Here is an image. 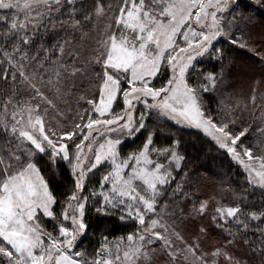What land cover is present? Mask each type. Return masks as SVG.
I'll return each mask as SVG.
<instances>
[{
	"label": "snow or ice",
	"instance_id": "obj_1",
	"mask_svg": "<svg viewBox=\"0 0 264 264\" xmlns=\"http://www.w3.org/2000/svg\"><path fill=\"white\" fill-rule=\"evenodd\" d=\"M258 12L264 0H0V264H264V76L244 101L228 92L233 49L264 65ZM184 129L237 178L200 174ZM92 213L127 230L88 252Z\"/></svg>",
	"mask_w": 264,
	"mask_h": 264
},
{
	"label": "trees",
	"instance_id": "obj_2",
	"mask_svg": "<svg viewBox=\"0 0 264 264\" xmlns=\"http://www.w3.org/2000/svg\"><path fill=\"white\" fill-rule=\"evenodd\" d=\"M242 4H248L249 0H241ZM257 15H264V13H256ZM254 37L258 40L260 37L261 29L259 24L256 25L255 29L252 30ZM218 46L228 47L227 44L223 43ZM232 55L236 57V64L239 67L249 65L250 74L252 75L253 81L260 80L264 76V65L249 52L242 49H233ZM234 69V68H233ZM233 72V70H232ZM234 78V75L232 74ZM252 81V82H253ZM261 92H264V86L260 88ZM245 120L251 119L248 113L244 116ZM169 126L175 127V124L168 121ZM252 135V140L255 141V135ZM183 135L185 138V150L192 162V166L197 168L203 176H206L210 180H224L231 176L233 179L237 178V172L239 169L231 159L224 155L222 152L216 150L213 143L209 138L197 135L195 129H184ZM144 139V135H140L139 138L132 141H128L124 145V151L127 152L136 145H139ZM157 143L166 144L167 140L164 135L157 136ZM63 173L62 175L60 173ZM71 187V179L64 169L58 170L57 181L54 185L56 194L59 196L60 193L64 192L67 188ZM90 229L88 234L82 238L80 242V248L86 249L88 252H92L94 248L98 247V240L103 232L104 234L111 233L112 235L124 234L127 230V226L118 221L115 217H100L95 213L90 215L89 219ZM80 250V249H77Z\"/></svg>",
	"mask_w": 264,
	"mask_h": 264
},
{
	"label": "rangeland",
	"instance_id": "obj_3",
	"mask_svg": "<svg viewBox=\"0 0 264 264\" xmlns=\"http://www.w3.org/2000/svg\"><path fill=\"white\" fill-rule=\"evenodd\" d=\"M255 46L259 48L260 44H256ZM249 69H251L249 65L242 66V67L235 65L233 72H232V74L234 75V78L232 76L230 77L231 86L229 87L228 92L232 93L237 99L241 101H244L245 98L249 96L256 82L255 80L253 81L252 75L250 74ZM258 103H260V101H258ZM117 111H119V108H117ZM247 113L248 111H245L244 116ZM170 122L174 123L173 121H170ZM253 131H255V129H253ZM247 142H254V140H252V135L249 136ZM102 171L103 169H101V172ZM96 175L99 176L100 172L96 173Z\"/></svg>",
	"mask_w": 264,
	"mask_h": 264
}]
</instances>
